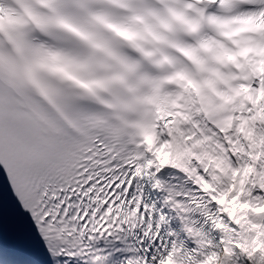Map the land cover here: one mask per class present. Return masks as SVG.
<instances>
[{
    "label": "snow or ice",
    "instance_id": "6c2138e0",
    "mask_svg": "<svg viewBox=\"0 0 264 264\" xmlns=\"http://www.w3.org/2000/svg\"><path fill=\"white\" fill-rule=\"evenodd\" d=\"M0 264H264V0H0Z\"/></svg>",
    "mask_w": 264,
    "mask_h": 264
}]
</instances>
